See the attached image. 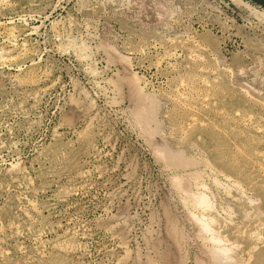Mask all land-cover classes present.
<instances>
[{"label": "rangeland", "instance_id": "rangeland-1", "mask_svg": "<svg viewBox=\"0 0 264 264\" xmlns=\"http://www.w3.org/2000/svg\"><path fill=\"white\" fill-rule=\"evenodd\" d=\"M0 264H264V0H0Z\"/></svg>", "mask_w": 264, "mask_h": 264}, {"label": "bare ground", "instance_id": "bare-ground-1", "mask_svg": "<svg viewBox=\"0 0 264 264\" xmlns=\"http://www.w3.org/2000/svg\"><path fill=\"white\" fill-rule=\"evenodd\" d=\"M1 169V168H0ZM6 179V177L0 172V182L4 181Z\"/></svg>", "mask_w": 264, "mask_h": 264}]
</instances>
